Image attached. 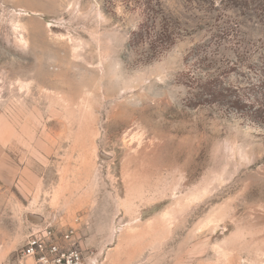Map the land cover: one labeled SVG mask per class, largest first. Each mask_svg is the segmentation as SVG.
I'll return each instance as SVG.
<instances>
[{
  "label": "rangeland",
  "instance_id": "1",
  "mask_svg": "<svg viewBox=\"0 0 264 264\" xmlns=\"http://www.w3.org/2000/svg\"><path fill=\"white\" fill-rule=\"evenodd\" d=\"M212 80L264 104V0H0V264L46 225L85 264H264V119Z\"/></svg>",
  "mask_w": 264,
  "mask_h": 264
},
{
  "label": "built area",
  "instance_id": "2",
  "mask_svg": "<svg viewBox=\"0 0 264 264\" xmlns=\"http://www.w3.org/2000/svg\"><path fill=\"white\" fill-rule=\"evenodd\" d=\"M75 233L73 227L61 235L52 225L36 229L27 237L22 256L32 259L33 264H85Z\"/></svg>",
  "mask_w": 264,
  "mask_h": 264
},
{
  "label": "trees",
  "instance_id": "3",
  "mask_svg": "<svg viewBox=\"0 0 264 264\" xmlns=\"http://www.w3.org/2000/svg\"><path fill=\"white\" fill-rule=\"evenodd\" d=\"M215 80L212 81H206L202 85V97L207 96V100L213 98L215 100H221L220 102L224 104H231L233 108L236 109V111H243L247 108H250V110L256 108L253 111V115L255 118H262L264 119V104L259 105L257 104L261 103H255V102H248L245 98H243L241 95H239L238 90L232 91L230 88H221L220 90L215 89L217 86L214 85ZM234 92V93H233ZM250 103V104H249Z\"/></svg>",
  "mask_w": 264,
  "mask_h": 264
}]
</instances>
